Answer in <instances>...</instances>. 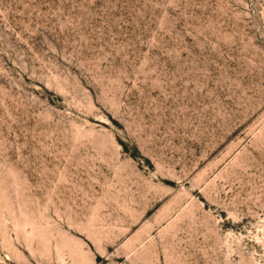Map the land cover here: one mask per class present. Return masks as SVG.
Returning a JSON list of instances; mask_svg holds the SVG:
<instances>
[{
	"label": "rangeland",
	"instance_id": "obj_1",
	"mask_svg": "<svg viewBox=\"0 0 264 264\" xmlns=\"http://www.w3.org/2000/svg\"><path fill=\"white\" fill-rule=\"evenodd\" d=\"M0 264H264V0H0Z\"/></svg>",
	"mask_w": 264,
	"mask_h": 264
}]
</instances>
